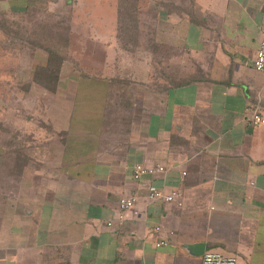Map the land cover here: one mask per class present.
<instances>
[{
	"label": "crops",
	"instance_id": "0c3cea01",
	"mask_svg": "<svg viewBox=\"0 0 264 264\" xmlns=\"http://www.w3.org/2000/svg\"><path fill=\"white\" fill-rule=\"evenodd\" d=\"M28 3L0 0V9L15 14ZM189 7L160 10L155 20V40L173 49L181 78L162 92L146 85L149 63L115 65L123 51L102 14L92 16L98 25L89 37L104 61L90 68L107 73L71 76L58 87L75 84L74 100L76 80L99 81L101 114H49L52 100L43 102L46 114L17 107L10 172L17 192L3 188L0 160V264H202L208 251L264 264V123L245 121L249 106L264 117V73L253 67L264 0H189ZM32 77L23 96L40 88ZM122 100L126 114L106 111ZM136 164L166 170L135 180ZM150 185L179 189L182 205L150 200ZM132 193L136 205L121 210L120 197ZM198 242L204 254L185 247Z\"/></svg>",
	"mask_w": 264,
	"mask_h": 264
},
{
	"label": "rangeland",
	"instance_id": "374dc122",
	"mask_svg": "<svg viewBox=\"0 0 264 264\" xmlns=\"http://www.w3.org/2000/svg\"><path fill=\"white\" fill-rule=\"evenodd\" d=\"M19 1L21 0H17V2ZM65 1L29 0L28 4L30 5L17 10L15 14L10 12L13 9H0V29L6 35V38L0 41V160L3 161L1 164L2 185L9 191L17 192V176L10 177V172L13 170L12 163L16 162L17 164V127H21L19 122L21 120L17 122V107L25 103V110L30 114H46L47 112L49 114H101L99 107L103 90L98 87L101 86L99 81L85 83L83 79L76 80L80 82L74 100L72 97L75 84H72L70 91L67 90L64 93L60 92L58 88L62 81H67L71 76L76 77L84 73H107L106 71L101 72L100 69L90 68L95 63L98 62L96 64L98 65L104 61V50H102L101 44L89 37V31H96L93 25L95 20L93 15L98 17L102 14L107 15L112 20L110 30L115 34L117 32V42L123 51L120 56L118 55L119 59L118 57L116 59V66L120 65L119 67L123 68L122 64L127 61L141 65L149 63L148 78L150 81L146 85L154 93L162 92L168 84L181 79L178 70L174 68L173 49L167 46H154L151 40L157 43L154 31L158 12L164 9L178 12L189 10V0H96L97 2L95 0H74L70 6L64 5ZM184 3L185 7L182 6ZM115 18L117 19L116 25L113 23ZM1 23H4V26H1ZM96 24L98 25V22L95 20ZM38 26L41 32L45 28L51 32L50 35L54 42L52 45L56 49L66 43V35L70 32L67 48V56L70 59L68 58L65 63L63 62L64 66L60 67L59 80L54 91L47 90L38 84L40 86L38 91L33 90L23 96L27 93V88L22 86V83H26L35 71V67H31L32 64L39 61L40 64L36 63L37 65L45 66L47 53L40 48H33L36 40L34 37L28 40L31 43L30 46L28 44L25 47H23L24 45L18 46L17 36H22L23 31L26 32ZM90 27H93V31ZM20 28L23 31H19ZM5 49L11 51L12 54L3 52ZM125 80L124 84L127 82ZM124 84H122L123 88H125ZM133 87L136 91L137 85ZM63 94L66 95L65 98L61 97ZM18 97H23V100ZM64 99H67L68 102H63ZM51 100L53 103H48L45 113L44 103ZM112 101L106 107L107 112L126 114L124 109L126 100L111 104ZM58 108H62L61 111ZM32 124H35L32 128L40 126L38 121H34ZM13 145L16 147L14 148ZM14 149H16L15 153Z\"/></svg>",
	"mask_w": 264,
	"mask_h": 264
},
{
	"label": "built area",
	"instance_id": "2783aa9c",
	"mask_svg": "<svg viewBox=\"0 0 264 264\" xmlns=\"http://www.w3.org/2000/svg\"><path fill=\"white\" fill-rule=\"evenodd\" d=\"M253 67L255 70L264 73V30L260 33L259 46L255 59L253 60ZM245 121L247 125L256 127L264 123V117L259 113L256 106H249L246 110ZM166 168L162 165H144L136 164L133 167L132 176L135 180L140 179L143 175H154L162 173ZM186 172H182L185 175ZM182 191L179 189H172L165 191L156 186H148V198L150 200H162L169 203H174L177 206L182 205ZM138 201L136 193H132L129 197L122 196L119 199V208L121 210H128L133 208ZM164 242H159L158 245ZM237 259L233 255L224 254L219 251H208L203 255L202 264H236Z\"/></svg>",
	"mask_w": 264,
	"mask_h": 264
},
{
	"label": "trees",
	"instance_id": "16d2710c",
	"mask_svg": "<svg viewBox=\"0 0 264 264\" xmlns=\"http://www.w3.org/2000/svg\"><path fill=\"white\" fill-rule=\"evenodd\" d=\"M74 0H66L64 5H71ZM118 13V12H117ZM118 17V14H117ZM137 24V23H136ZM1 26H4V23H1ZM19 31H23L22 28H20ZM51 32L47 28L43 30L42 32L40 31V27L38 26L35 29H31L29 31H23L22 36H17V45L23 47L27 46V44L30 46L31 43L28 42L31 38H36L35 48H40L44 50L47 53V62L46 65H36L35 66V71L33 74V80L35 83L41 85L43 88L54 91L56 89V84L57 81L59 80V72H60V67L68 60L69 56L68 55V46H69V39H70V32L67 33L66 35V43L61 46V48H54V45H52L53 40L50 35ZM118 37V36H117ZM6 38V37H4ZM3 38V39H4ZM21 39V40H20ZM42 39V41H41ZM2 39H0L1 41ZM152 43H154V46L157 47H163L164 45L161 44V46L153 40H151ZM136 42V41H134ZM40 43V44H39ZM18 50L20 48L18 47ZM152 51L154 49L152 48ZM70 59V58H69ZM64 62V63H63ZM121 81V79H120ZM14 148L16 147L13 145ZM16 152V149H14V153ZM15 170V167L13 168Z\"/></svg>",
	"mask_w": 264,
	"mask_h": 264
},
{
	"label": "water",
	"instance_id": "95a60500",
	"mask_svg": "<svg viewBox=\"0 0 264 264\" xmlns=\"http://www.w3.org/2000/svg\"><path fill=\"white\" fill-rule=\"evenodd\" d=\"M187 249L192 250L194 254L201 255L204 254L205 244L204 243H194V244H187L185 246Z\"/></svg>",
	"mask_w": 264,
	"mask_h": 264
}]
</instances>
